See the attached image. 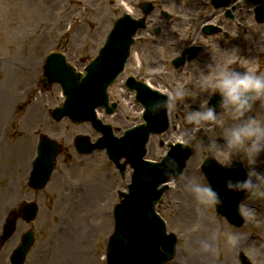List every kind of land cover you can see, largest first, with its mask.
<instances>
[{"label":"rangeland","instance_id":"rangeland-1","mask_svg":"<svg viewBox=\"0 0 264 264\" xmlns=\"http://www.w3.org/2000/svg\"><path fill=\"white\" fill-rule=\"evenodd\" d=\"M139 1L141 0H0V228L3 214L6 213L3 205L13 203L17 208L23 200L38 201L40 211L33 223L37 240L26 264H37L35 262L38 261L39 264H61L63 256L60 255V250L66 248L65 241L68 244H78L77 264H82V256L86 258V264H98L95 249L97 252L99 249L104 251L108 242L107 236L111 233L107 204L109 197H113L111 192L114 183L119 181L126 185L130 180L128 171L122 178L104 154L95 153L88 157L75 156L74 161L60 157L58 168L47 188L39 192L28 189L26 181L29 164L19 156L18 150L29 146L32 149L37 140L35 133L40 131L49 133L66 145L72 142L79 131L85 132L84 128L75 126L68 120L54 124L46 116L47 111L60 103L62 98L60 88L56 85L48 92L39 87L38 79L44 64L43 54L45 50L56 47L65 24L78 19L79 23L75 25L74 30L61 37L59 47L67 54L69 60L83 68L95 56L113 21L121 15L127 7L126 4L134 8ZM154 1L161 8L178 9L183 13L190 12L186 10L188 5L201 6L203 9L204 5L207 6L206 0ZM236 4V13L244 24L239 32L242 41L239 49L241 60L246 57L250 42L251 45L264 47V33L257 38L261 30H264V25L255 23L254 16L248 17L243 3ZM90 6L93 10L86 11L85 7ZM134 13L139 12L134 10ZM249 26H252L251 30H255L251 34L250 42L244 40V32L250 29ZM226 43L228 42H225L222 48H227ZM259 53L255 52L253 61L256 59L257 62V59L261 58L262 73L264 52L261 55ZM252 64L254 65L253 62ZM28 88L31 90L30 95ZM118 90L119 88L114 87L113 94ZM124 101L123 110L111 120L129 125L134 122L137 110L132 106L129 97ZM20 104L26 106L23 111H19ZM16 114L18 117L14 118ZM259 114L264 117V110ZM173 117L175 129L172 130L171 136L176 137L184 130L178 127L183 117L175 113ZM12 119L15 120L11 122ZM221 122L224 125L230 123L225 116H221ZM35 129L38 130L34 133ZM152 145L151 156L159 155L162 150L158 148L157 141L153 140ZM70 152L74 153L73 150ZM203 156L205 153L202 150L194 151L189 166L193 168ZM186 175L204 183L201 176L194 171ZM174 183L176 187L173 188ZM73 188H80L82 191L74 193ZM169 192L159 210L167 218L170 230L178 235L177 253L170 264H207L193 258L189 246L197 239L196 235L205 233L208 237L217 228L222 233L241 232L246 236L238 249H229L222 237L216 242L215 255H220L221 264H224V261L227 264H238L235 257L238 251L249 256L253 264H264V250L261 253L251 250L254 242L264 248V202H249L253 214L249 216L243 228L236 229L224 219V226L219 227L213 218L212 207L199 204V208H202L199 215V208L195 206L198 203L183 190L179 180L172 182ZM202 226L204 230L200 231ZM27 228L25 222L18 221L15 236L0 251V264H10L8 255L19 243L22 232ZM196 230L200 232L194 235ZM65 263L67 264V261Z\"/></svg>","mask_w":264,"mask_h":264},{"label":"clouds","instance_id":"clouds-1","mask_svg":"<svg viewBox=\"0 0 264 264\" xmlns=\"http://www.w3.org/2000/svg\"><path fill=\"white\" fill-rule=\"evenodd\" d=\"M208 53V61L191 59L192 78L188 83L177 80L150 101L146 109L150 115L159 116L163 112L183 117L185 128L175 137L182 148L202 150L208 161L214 160L225 169H244L242 178L226 177L224 184L227 190L243 194L237 213L247 221L253 214L249 202H264V117L259 114L264 110V72L230 66L219 68L214 54ZM217 95L216 104H211ZM221 116L230 123L224 125ZM159 165L162 174L178 178L183 190L198 204L223 205L219 189L186 175L174 156L162 158ZM221 237L229 249H238L246 239L244 233H222L217 228L198 241L199 251L216 254V242Z\"/></svg>","mask_w":264,"mask_h":264},{"label":"bare ground","instance_id":"bare-ground-1","mask_svg":"<svg viewBox=\"0 0 264 264\" xmlns=\"http://www.w3.org/2000/svg\"><path fill=\"white\" fill-rule=\"evenodd\" d=\"M249 10L250 9H247L246 12H247L248 17L250 18L251 13H250ZM260 41H263V40H260ZM233 51L234 50H232L231 53H233ZM247 62H248V60H244V61H242L240 66L235 67V68L245 69L244 65ZM226 66H231V64L228 63V64H226ZM250 69L253 70L254 68H250ZM255 72H257V70H255ZM195 206H197L199 208V204H195ZM200 210H202V208L201 209L199 208V215L201 214ZM199 229H200V231H203L204 230V226L200 227ZM200 231L196 230L194 235L198 234V232H200ZM199 235L195 236L197 239H195V241H193L191 243V246H189V250L191 251V255L193 256V258L200 259V261H205L207 264H221L220 255H218V257H217L215 254L213 255V254H209V253H202V252L199 251L198 241L200 239L206 238V236H205L206 234L205 233H201L200 237H199ZM64 245H65L66 248H63V249L60 250V255L63 256V260L61 261V264H64L65 261H67V264L68 263L77 264V262H76V260H77L76 250H78L77 244L76 243H71V242L68 244V242L65 241ZM251 250H253V251L255 250L256 253H261L264 250V248H263V246H260V244L254 242V244L251 246ZM80 259L82 260V264L87 263V260H86L85 257L82 256ZM224 264H227L226 261H224Z\"/></svg>","mask_w":264,"mask_h":264},{"label":"water","instance_id":"water-1","mask_svg":"<svg viewBox=\"0 0 264 264\" xmlns=\"http://www.w3.org/2000/svg\"><path fill=\"white\" fill-rule=\"evenodd\" d=\"M61 73H64V71H61ZM74 91V89L73 88H70L69 89V92H73ZM69 110L68 109H66V110H62V111H60L59 112V114L60 115H62V114H64L65 112H68ZM50 166V165H49ZM14 229V221L11 223V230H13Z\"/></svg>","mask_w":264,"mask_h":264}]
</instances>
